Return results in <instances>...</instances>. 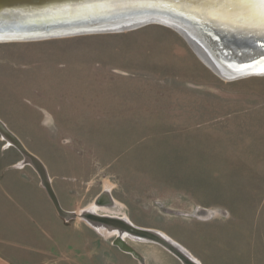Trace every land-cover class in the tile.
I'll return each mask as SVG.
<instances>
[{"label": "rangeland", "instance_id": "rangeland-1", "mask_svg": "<svg viewBox=\"0 0 264 264\" xmlns=\"http://www.w3.org/2000/svg\"><path fill=\"white\" fill-rule=\"evenodd\" d=\"M0 124L20 262L264 264V75L221 78L162 23L0 41Z\"/></svg>", "mask_w": 264, "mask_h": 264}, {"label": "water", "instance_id": "water-1", "mask_svg": "<svg viewBox=\"0 0 264 264\" xmlns=\"http://www.w3.org/2000/svg\"><path fill=\"white\" fill-rule=\"evenodd\" d=\"M101 1L106 2L100 6ZM132 1H139L140 8L124 6L121 9L115 4L128 2L127 6ZM182 1L185 0H0V17L8 20L0 23V34H18L0 37V41L122 31L148 23H165L181 28L198 56L207 60L221 78L236 80L264 75V58L257 55L258 49H264V26L244 25L213 14L220 7L228 13L236 12L235 9L240 7H244L246 13L255 9L264 11L263 1L233 0L232 3H240L234 8L231 3L220 0H191L206 9V14L192 2L182 7ZM136 13L145 14V17L131 20V15ZM124 19H127L126 23H112V20L125 22ZM245 30L251 32L244 34ZM0 129L5 128L0 124Z\"/></svg>", "mask_w": 264, "mask_h": 264}, {"label": "bare ground", "instance_id": "bare-ground-1", "mask_svg": "<svg viewBox=\"0 0 264 264\" xmlns=\"http://www.w3.org/2000/svg\"><path fill=\"white\" fill-rule=\"evenodd\" d=\"M96 1H98V0H96ZM220 1H222V2H228V3H231V5L235 8V7H237L240 3H232L233 2V0H220ZM242 1V0H241ZM248 1H252V0H246V2H248ZM257 1H263V3H264V0H257ZM106 2V1H105ZM104 1H101V2H99L98 4H100V6H102L104 3H105ZM192 2V4H193V6H195L196 8H200L199 10L202 12V13H205L206 14V9H203V8H201V5L200 4H197L196 2H193V1H191V0H185L184 2L182 1V2H180L181 3V6L182 7H184V6H186V4L187 3H191ZM128 2H121V3H115L116 5H118V6H120V8L121 9H124V6L125 7H129V8H136V7H139V6H141V5H139L140 4V2L139 1H135V2H129L130 3V5H127L126 6V4H127ZM242 3V2H241ZM102 4V5H101ZM260 5H262V4H260ZM180 6V5H179ZM140 8V7H139ZM244 8V7H243ZM243 8L242 7H240L239 9H235V11L236 12H232V13H228V10L227 9H225L224 10V8L223 7H220V10L218 11V12H213V11H211V12H213V14L215 15V16H218V17H223V18H226V19H229L230 21H233V22H241V24L242 23H244V25L245 24H257V26H264V11L262 10V9H255L254 11H251V12H248V13H246L244 10H243ZM230 11V10H229ZM129 17V16H128ZM145 17V14H133V15H131V20H134V19H142V18H144ZM125 20V22L122 20V21H115V20H112L113 22L112 23H117V25H119L120 23L121 24H123V23H126L127 22V19H124ZM6 21H8L7 19H5V18H3V17H0V23H3V22H6ZM253 22V23H252ZM102 24H105L104 22H101ZM162 24H164V25H166V26H169V27H171V28H173L174 30H176L177 32H179L186 40H188L189 39V37L188 36H186V34L184 33V31L183 30H181V28H179L177 25L176 26H172V25H169V24H165V23H162ZM259 24V25H258ZM97 26H100V24H96ZM63 27H69V26H63ZM63 27H61V28H63ZM236 27V26H235ZM232 31H234L233 29H231ZM249 32H251V31H249V30H245V31H243V33L244 34H246V33H249ZM237 33V32H236ZM10 36H18V34L17 33H11V32H8V33H3V34H0V37H10ZM189 41V40H188ZM198 49V48H197ZM198 51H200V50H198ZM259 52L261 53V54H259ZM198 55V54H197ZM250 55V54H249ZM257 55H259L258 57H260V58H264V49H263V51H261L260 49H258V53H257ZM261 55V56H260ZM200 57V59L211 69V70H213L212 69V67H210V65H209V62L207 61V60H205L203 57H201V56H199ZM257 57V58H258ZM260 66V65H259ZM214 71V70H213ZM109 193V192H108ZM125 220H127L126 218H125ZM128 221H130V220H128ZM130 224V223H129ZM133 228L135 229V230H137V231H139V230H142L141 228H139V227H135V226H133ZM104 229H105V227H104ZM111 231H113V229H111ZM154 233L157 235V236H159V237H162L163 239H165L166 241H168L167 242V244H170L171 246H173V247H175L178 251H180V252H182L183 254H184V256H186V258L189 260V261H192L191 260V258L194 260V258L193 257H191V255H190V257L191 258H188V256H187V254L189 255L190 253L186 250V248H183L182 247V245H180L179 244V242H177V241H175V240H173L170 236H168V235H166V234H164V233H162V232H160V231H154ZM165 240H163V241H165ZM124 246H126V245H124ZM130 249V248H129ZM133 251V250H132ZM138 255V254H137ZM193 256V255H192ZM193 262V261H192Z\"/></svg>", "mask_w": 264, "mask_h": 264}, {"label": "crops", "instance_id": "crops-1", "mask_svg": "<svg viewBox=\"0 0 264 264\" xmlns=\"http://www.w3.org/2000/svg\"><path fill=\"white\" fill-rule=\"evenodd\" d=\"M11 241V248H3V236L0 233V264H28V261L25 262H20L18 260V257H30L29 255V250L26 248H19V243L17 240H13V238H7V240ZM15 245V247H13ZM31 251V250H30ZM16 258V259H15Z\"/></svg>", "mask_w": 264, "mask_h": 264}]
</instances>
